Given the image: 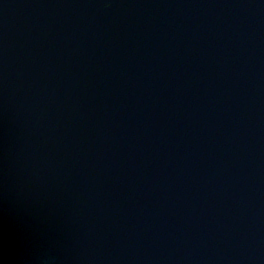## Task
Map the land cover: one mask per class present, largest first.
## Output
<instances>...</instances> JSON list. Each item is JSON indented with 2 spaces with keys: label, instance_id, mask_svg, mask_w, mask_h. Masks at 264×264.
I'll return each mask as SVG.
<instances>
[{
  "label": "water",
  "instance_id": "95a60500",
  "mask_svg": "<svg viewBox=\"0 0 264 264\" xmlns=\"http://www.w3.org/2000/svg\"><path fill=\"white\" fill-rule=\"evenodd\" d=\"M0 264H264V0H0Z\"/></svg>",
  "mask_w": 264,
  "mask_h": 264
}]
</instances>
